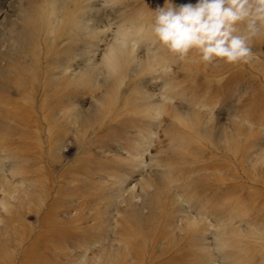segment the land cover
I'll use <instances>...</instances> for the list:
<instances>
[{"label": "rangeland", "instance_id": "rangeland-1", "mask_svg": "<svg viewBox=\"0 0 264 264\" xmlns=\"http://www.w3.org/2000/svg\"><path fill=\"white\" fill-rule=\"evenodd\" d=\"M163 5L0 0V264H264V35L181 59Z\"/></svg>", "mask_w": 264, "mask_h": 264}, {"label": "clouds", "instance_id": "clouds-1", "mask_svg": "<svg viewBox=\"0 0 264 264\" xmlns=\"http://www.w3.org/2000/svg\"><path fill=\"white\" fill-rule=\"evenodd\" d=\"M151 21L158 45L183 59L192 51L200 62L248 63L251 41L264 35V0H195L174 5L164 0Z\"/></svg>", "mask_w": 264, "mask_h": 264}]
</instances>
